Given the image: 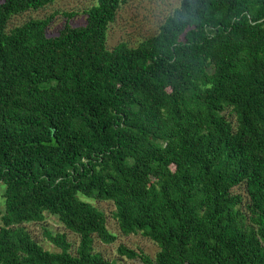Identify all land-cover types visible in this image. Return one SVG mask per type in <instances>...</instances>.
<instances>
[{"label": "trees", "instance_id": "16d2710c", "mask_svg": "<svg viewBox=\"0 0 264 264\" xmlns=\"http://www.w3.org/2000/svg\"><path fill=\"white\" fill-rule=\"evenodd\" d=\"M56 0L0 2V264H116L93 248L141 233L142 264H264V0H180L136 47L108 49L129 0H96L80 25L8 30ZM243 187L246 198L233 192ZM57 217L78 236L20 225Z\"/></svg>", "mask_w": 264, "mask_h": 264}, {"label": "rangeland", "instance_id": "374dc122", "mask_svg": "<svg viewBox=\"0 0 264 264\" xmlns=\"http://www.w3.org/2000/svg\"><path fill=\"white\" fill-rule=\"evenodd\" d=\"M95 2L96 0H56L43 9L30 10L12 17L8 23V30L30 19L53 17L48 34H56L65 23L82 24L85 20L83 12L93 6ZM179 4L180 0H129L120 6L114 21L109 25L106 47L111 49L119 43H124L131 48L136 47L143 40L154 36L160 25ZM2 191H4V186L0 184V194ZM233 192L246 198L243 187L235 188ZM80 199L91 203L103 213L107 229L116 236V241L111 245H105L94 238L93 248L96 253H100L104 258L114 261L116 264H142L139 260H128L117 255L118 245H124L129 249L140 250L154 259L158 252L156 244L142 236L141 233L128 236L121 234L113 217L115 208L112 202L88 200L81 196ZM2 210L3 204L0 195V216ZM20 227L24 228L44 249L51 252H56L58 249L45 239L46 230L51 233H65L72 246L71 253H74L78 245V236L65 229L57 217L47 213L44 214L43 221L22 224Z\"/></svg>", "mask_w": 264, "mask_h": 264}]
</instances>
